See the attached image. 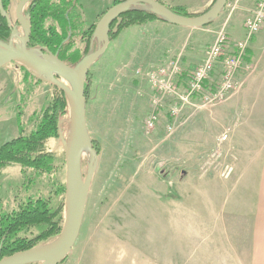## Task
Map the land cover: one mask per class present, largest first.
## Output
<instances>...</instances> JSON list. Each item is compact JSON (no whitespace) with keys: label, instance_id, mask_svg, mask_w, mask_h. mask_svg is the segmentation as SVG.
Listing matches in <instances>:
<instances>
[{"label":"rangeland","instance_id":"obj_1","mask_svg":"<svg viewBox=\"0 0 264 264\" xmlns=\"http://www.w3.org/2000/svg\"><path fill=\"white\" fill-rule=\"evenodd\" d=\"M51 25L60 31L54 19L48 18L46 26ZM221 30L231 45L239 41L225 27L217 35ZM73 44L76 57L89 54L98 45L87 37H75ZM117 52L112 42L89 73L93 75L98 66L115 65L120 58ZM253 53L255 68L243 88L214 107L198 111L184 107L173 133L168 132V122L148 131L152 97L137 117L124 113L130 101L124 107L114 99L104 107L105 120L90 122L89 141L94 153L98 148L95 173L80 234L63 264H264V36L256 44L249 43L246 56L252 58ZM196 56L198 60L191 64L184 65L182 60L184 73L191 75L202 63L201 55ZM215 71L213 81H219L221 64ZM2 73L0 82L7 80ZM40 90L46 109L58 91L47 82ZM64 122L63 136L69 141L67 117ZM224 135H228L225 140ZM47 140L45 153L54 155L59 168L42 174L27 169V176L18 173V181L0 192L2 199H14L7 201L5 210L18 208L32 196L50 197L57 186L65 184L62 141L53 149ZM89 158L86 153L84 176ZM53 207L63 224L64 194L55 198ZM45 228L38 225L31 232L35 235Z\"/></svg>","mask_w":264,"mask_h":264},{"label":"crops","instance_id":"obj_2","mask_svg":"<svg viewBox=\"0 0 264 264\" xmlns=\"http://www.w3.org/2000/svg\"><path fill=\"white\" fill-rule=\"evenodd\" d=\"M117 1L122 2L125 0H79L78 11L82 22L86 26L94 24ZM155 1L169 8H178L192 17L207 12L216 2V0ZM258 1L228 0L227 4L230 3V5L228 7L226 5L219 17L204 27H184L162 19H153L123 28L114 39L110 40L107 46L109 48L110 44L114 42L118 50L117 54L120 57L117 58V63L112 66H98L94 69L93 75L89 73L90 80L87 86L86 105L87 127L90 126V122L97 123L106 119L107 114L104 112V107L114 103V99L119 100L117 103L123 106L128 105V101H130V110L124 106V113L137 117L143 104L147 103L151 97L152 99L153 97H160L162 100L168 98L153 88L149 81V73L177 55L181 56L184 65L191 64L193 59L198 60L199 57L196 55H201L200 60L202 61L204 48L216 39L217 32L222 27H225L233 39H244L246 36L245 20L255 9ZM18 3L12 0L10 4L9 13L14 19V23H17L16 5ZM13 6H16L15 12ZM124 21L126 19L121 20L122 23ZM263 36L264 26L253 37L252 43H258L260 37ZM201 37L204 41L199 40ZM254 55L253 53L252 62H254ZM262 69L264 70V67ZM1 70H3L2 76L7 80L0 82V146L19 135L20 120H26L23 118L28 116H38L45 110V105L41 100L44 91L40 90L44 81H39L36 76L31 74L29 69L21 67L17 63L6 65ZM214 74H216V71ZM188 77H190V73L186 71L178 77L177 80L181 89L186 87ZM109 90H116L119 93L109 94ZM168 99L167 103L164 102L163 106L156 109L159 116L158 129H160L162 123L166 124L168 122L170 124V121H172L169 108L174 104L175 99L171 97ZM35 106L36 108H34ZM8 108L10 109L7 113ZM123 115L127 116L126 114ZM34 126L35 122L29 124L27 133H30ZM4 139L7 140L4 141ZM59 140L60 138L51 137L47 142L49 141L52 148L55 149V147H59ZM27 169L18 163H10L3 167L0 178V192L4 193L5 187L12 186L14 180L18 181V173L27 176ZM1 197L0 207L3 209L8 208L7 201L11 200L12 197H9V200ZM17 199L15 198V201ZM12 200L14 202V199Z\"/></svg>","mask_w":264,"mask_h":264},{"label":"water","instance_id":"obj_3","mask_svg":"<svg viewBox=\"0 0 264 264\" xmlns=\"http://www.w3.org/2000/svg\"><path fill=\"white\" fill-rule=\"evenodd\" d=\"M33 0H20L17 9V22L14 23L0 0V14L7 20L11 30L7 42L0 40V69L14 62L29 69L41 81L50 83L67 97V115L71 103L73 111L72 137L67 141L63 136L65 118L60 122V140L66 152L65 177V218L59 236L47 243L0 258V264H61L68 258L80 234L88 194L95 173V154L89 141L87 127L86 79L91 66L104 54L110 42L111 24L131 8L148 9L162 20L184 27H204L219 17L228 0H216L213 7L196 17H187L173 12L169 7L155 0H125L113 5L99 19L94 31L97 48L75 65L61 61L56 55L44 54L40 49L29 48L31 23L24 15L26 7ZM23 28V30H21ZM93 40V42L95 41ZM38 50L43 58L31 53ZM65 79V80H64ZM67 81L69 83H67ZM90 145L92 156L88 160L87 173L82 171L85 147ZM94 147V146H93ZM94 150H96L94 148Z\"/></svg>","mask_w":264,"mask_h":264},{"label":"trees","instance_id":"obj_4","mask_svg":"<svg viewBox=\"0 0 264 264\" xmlns=\"http://www.w3.org/2000/svg\"><path fill=\"white\" fill-rule=\"evenodd\" d=\"M10 2L11 0H3L7 12ZM79 6V0H33L24 12L31 23L29 48L40 49L44 54L56 55L69 65L77 64L82 59V55L76 57V51L71 50L75 37L95 40L94 31L99 21L98 19L94 24L83 27ZM170 9L179 15L192 17L178 8L170 7ZM48 18L54 19L60 26V31L55 25L46 26ZM160 18L148 9L131 8L121 15V19L126 21L119 24L117 31L114 33L110 31V40L131 24ZM114 25L115 22L111 24V29ZM10 35L11 30L7 20L0 14V40L7 42ZM248 60H251V57H248ZM56 90L58 93L54 95L52 104L38 116L31 117L27 123L20 120L19 135L0 146V178L2 168L10 163L32 168L39 174L51 173L59 168L55 165L54 155L45 153L44 150L47 139L60 137V122L67 114V97L60 90ZM32 122H35L34 129L31 133H26L28 125ZM96 151L98 152L97 147ZM65 192V184H60L50 197L32 196L21 201L18 208L11 210L0 208V258L40 244H47L59 236L63 224L60 223L59 213L54 211L53 206L55 198L61 194L65 195ZM38 225H46V228L33 235L31 230Z\"/></svg>","mask_w":264,"mask_h":264},{"label":"built area","instance_id":"obj_5","mask_svg":"<svg viewBox=\"0 0 264 264\" xmlns=\"http://www.w3.org/2000/svg\"><path fill=\"white\" fill-rule=\"evenodd\" d=\"M230 3L227 4V7ZM119 18L114 27L120 22ZM264 26V0H259L255 9L247 17L245 22L246 36L244 39L229 43V38L224 30H221L215 42L203 50V61L190 75L189 82L184 89L180 88L178 77L183 73L182 58L180 55L170 58L166 63L160 65L149 73V81L153 88L165 95L175 99L169 108L172 121L167 129L173 133L175 121L180 116L184 107H191L194 111L220 105L241 90L246 79L253 72L255 65L248 60L246 51L253 37L261 31ZM114 29V28H113ZM221 64V75L219 81H213L212 74L216 65ZM160 97L152 100L154 110L146 121L148 131L156 129L159 116L156 109L163 106ZM224 135L222 139H227Z\"/></svg>","mask_w":264,"mask_h":264},{"label":"bare ground","instance_id":"obj_6","mask_svg":"<svg viewBox=\"0 0 264 264\" xmlns=\"http://www.w3.org/2000/svg\"><path fill=\"white\" fill-rule=\"evenodd\" d=\"M31 53L37 57L43 58V55L38 50H33V51H31ZM73 118H74L73 117V111H72V106L70 103L69 109H68V115H67V129H68L70 137H72V131H73ZM84 152L87 153L90 157L92 156V151L90 149L89 144L86 145Z\"/></svg>","mask_w":264,"mask_h":264},{"label":"flooded vegetation","instance_id":"obj_7","mask_svg":"<svg viewBox=\"0 0 264 264\" xmlns=\"http://www.w3.org/2000/svg\"><path fill=\"white\" fill-rule=\"evenodd\" d=\"M17 23H18V22H17ZM17 23H16V24H17ZM26 133H27V132H26ZM30 133H31V132H30ZM0 208H2V207H0Z\"/></svg>","mask_w":264,"mask_h":264}]
</instances>
